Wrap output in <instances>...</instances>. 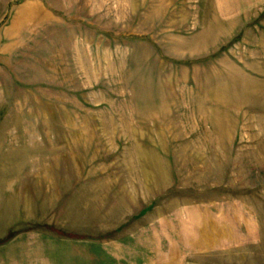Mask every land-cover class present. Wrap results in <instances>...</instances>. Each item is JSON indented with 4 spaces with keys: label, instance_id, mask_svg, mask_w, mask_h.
<instances>
[{
    "label": "rangeland",
    "instance_id": "obj_1",
    "mask_svg": "<svg viewBox=\"0 0 264 264\" xmlns=\"http://www.w3.org/2000/svg\"><path fill=\"white\" fill-rule=\"evenodd\" d=\"M0 241L264 264V0H0Z\"/></svg>",
    "mask_w": 264,
    "mask_h": 264
},
{
    "label": "crops",
    "instance_id": "obj_2",
    "mask_svg": "<svg viewBox=\"0 0 264 264\" xmlns=\"http://www.w3.org/2000/svg\"><path fill=\"white\" fill-rule=\"evenodd\" d=\"M246 222V223H245ZM248 222L247 221H243V223H242V221H241V226H244L245 228H248V227H251L249 230H248V232H249V235L247 236V238H244V240L245 241H243V244H244V246H246V245H248V247H249V245L251 244V243H253V244H256V243H258V242H260V237H261V229H260V227H258V224L256 225L255 223H249V224H247ZM246 225V226H245ZM231 232H232V236H233V243L235 244L237 241H239V240H237V234H238V232H239V230L237 229V233L234 231V229H233V231H232V229H231ZM230 230H228V232H227V239H228V246H227V248H230V243H232L230 240H231V236H230ZM240 239V238H239ZM1 241H3V240H1ZM0 241V242H1ZM248 241V242H247ZM240 242V241H239ZM238 243V242H237ZM248 243V244H247ZM0 244H2V243H0ZM234 248L236 247V245H234L233 246Z\"/></svg>",
    "mask_w": 264,
    "mask_h": 264
}]
</instances>
